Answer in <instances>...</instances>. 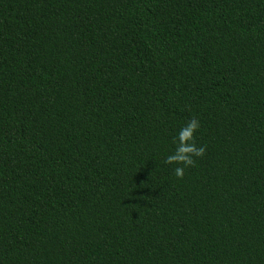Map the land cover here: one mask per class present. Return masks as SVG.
<instances>
[{
  "label": "trees",
  "instance_id": "1",
  "mask_svg": "<svg viewBox=\"0 0 264 264\" xmlns=\"http://www.w3.org/2000/svg\"><path fill=\"white\" fill-rule=\"evenodd\" d=\"M0 264H264V0H0Z\"/></svg>",
  "mask_w": 264,
  "mask_h": 264
},
{
  "label": "clouds",
  "instance_id": "2",
  "mask_svg": "<svg viewBox=\"0 0 264 264\" xmlns=\"http://www.w3.org/2000/svg\"><path fill=\"white\" fill-rule=\"evenodd\" d=\"M200 127L198 119H190L178 133L175 151L169 154L164 161L168 165H176L174 174L177 178L182 179L185 169L194 166L196 158H202L205 155L206 148L196 143V133Z\"/></svg>",
  "mask_w": 264,
  "mask_h": 264
}]
</instances>
